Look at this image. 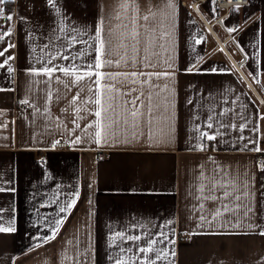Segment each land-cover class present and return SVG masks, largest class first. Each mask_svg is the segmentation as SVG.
<instances>
[{
    "label": "crops",
    "instance_id": "obj_1",
    "mask_svg": "<svg viewBox=\"0 0 264 264\" xmlns=\"http://www.w3.org/2000/svg\"><path fill=\"white\" fill-rule=\"evenodd\" d=\"M121 2L57 0L67 19L47 0L0 5L13 17H0V32L11 31L0 39V63L13 58L0 68V225L15 228L0 233V264H114L119 247L131 249L126 255H134L137 264L146 259L138 248L150 238L163 240L160 233L175 244L154 247L176 254L157 264H257L264 257V236L247 227L242 209L224 210V204L235 209L241 202L220 199L230 187L210 192L209 178L217 174L227 184L247 174L252 195L242 203L254 208L250 222L264 228V171L258 165L264 155V104L258 102L264 99V0H247L237 11L218 9L216 0H173V8H165L167 0H136L138 17L149 8L156 16L147 22L138 18L135 25L132 0L127 10ZM220 17L222 26L216 22ZM101 21L106 41L101 59L112 63L94 71L111 78L96 85L92 76L71 85L74 77L58 71L52 77L30 74L44 66L49 53L66 49V54L87 49L84 60L94 62L93 48L69 49L67 42L75 25L87 29L79 39L92 44ZM61 26L64 32L53 31ZM45 44L49 48L42 53ZM132 72L138 75H125ZM136 96L137 104L129 103ZM108 97L112 107L104 112ZM25 99L29 105L20 103ZM202 132L216 139L201 137ZM76 137L79 142L70 143ZM55 141L67 149L52 150ZM98 152L104 157L95 161ZM57 220L63 223L55 239H46ZM117 231L141 240L110 247L109 237ZM182 232L187 241L177 239ZM148 255L155 259V253Z\"/></svg>",
    "mask_w": 264,
    "mask_h": 264
},
{
    "label": "snow or ice",
    "instance_id": "obj_2",
    "mask_svg": "<svg viewBox=\"0 0 264 264\" xmlns=\"http://www.w3.org/2000/svg\"><path fill=\"white\" fill-rule=\"evenodd\" d=\"M7 2H15V0H0V5L5 4ZM47 4L49 5V7L55 9V12L58 15H62L64 17V19H67V15L66 13L62 12L61 7L57 6V0H47ZM119 7L124 8L125 10H127L129 8V3L128 0H122V2L120 3ZM174 7V3L173 0H167V3L165 4V8H173ZM239 5L237 4L235 8H233L231 11H237L239 9ZM157 8H159V6H157ZM131 11L133 13L132 17H131V22L133 25L136 24V21L138 18L143 19L144 21H149L150 18H155L156 13L152 12L151 9H148L149 14L148 15H143L142 17H138V13H139V7L136 4V0H132V5H131ZM5 9L0 7V17L11 21L13 19L12 15H6L5 16ZM116 19H119L120 16L119 14H117V16L115 17ZM125 27H127V25H125ZM60 31V32H64L65 28L63 26L59 27L58 29H54L53 31ZM104 29H103V21L100 22V24L98 26L95 27V36L94 37H90V39L92 40V44H89L88 40H84V39H79V37L82 36H86L87 33V29L86 28H80L77 27L75 25H73V27L70 29V32L72 33L69 38H68V42H67V48H75V46L77 44H84V45H88V47L93 48L95 51V61L94 62H87L84 60V57L88 54L87 49L84 50H78L75 53L72 54H66L67 49L65 50V53H61L60 51H57L56 54H48V59L46 61V63L44 64L43 67L39 68V69H35L33 68L31 71V75H44V76H48V77H52L53 73L55 72H60L63 73V75L65 77H74V79L71 81V85H77L80 84L82 81H84L86 78H91L92 76H95L97 79L95 81L96 85H99L100 83V79H108L111 78V74H102L99 71H94L95 69H100L101 67L104 66H110L111 65V61H103L101 59L102 54L106 53V41L104 40L102 33H103ZM229 31H234V29L229 28ZM11 35V31H6V32H0V39H3L5 36H10ZM139 35L138 32H136L135 28H133L132 30V39L136 40L137 36ZM57 39H59V37H57ZM98 42V43H97ZM138 42V41H137ZM9 47H14V45H9ZM49 45L45 44L44 48L41 49V52L43 53L45 51V49H48ZM134 50H135V45L133 46ZM4 51H7V49H5ZM4 52H0V56H3ZM44 57L41 56L40 59H43ZM62 59L65 61H71V63H69L68 65L64 66V65H57L54 64L53 62L57 59ZM13 59L12 57H8L6 60H4L3 63H0V68H4L6 65H8L9 60ZM133 63H135V60H133ZM191 69H189L190 71ZM7 71L9 73L13 72V69L11 67L7 68ZM215 71V70H213ZM82 73V74H81ZM127 75H131L133 77L137 76L138 73L136 72H132L130 74H125ZM139 75H143V73H139ZM151 75V74H149ZM160 75V74H157ZM164 75H167V73H165ZM61 81L59 80V78H57V83H60ZM71 85L69 84H65V88L68 91H71ZM109 90L112 89L111 85H107L106 86ZM88 91H91V88L87 89ZM84 91V88L81 87L80 91L77 92V94L75 96L72 97L71 103L74 105L78 98L81 97V93ZM134 91V89H133ZM97 97H99V93L96 94ZM125 95H130V93H125ZM52 98V93L49 92L48 93V99L50 100ZM112 97H108L107 101H105L108 106L107 108H103L104 112H107L111 107L112 104L110 103V101L112 100ZM140 100V96H136L134 99H132L131 101H129V103H131L132 105H136L137 102ZM151 100V97H149V101ZM20 103L25 104V105H29L30 101L25 99L20 101ZM94 103L96 105H102V100L100 98H96L94 100ZM189 103H192V101H189ZM34 109L35 112H40V108L37 107L36 105H31ZM77 112H79L80 110L77 108L76 109ZM44 112H48V109L45 108ZM96 117H101V110H97L95 113ZM139 114V109L136 108L135 110L131 111V116L132 117H137ZM225 113H221V115H224ZM110 119V118H109ZM209 119H211V117H209ZM73 123H75V121H73ZM111 121L109 124L105 125V128H111ZM76 127L79 128L80 125L76 124ZM88 127H92V125H88ZM208 128H212L213 125L211 123L207 124ZM233 127H235V125H233ZM241 128H243V125L240 126ZM96 137H100L101 136V132L97 131L95 133ZM207 137V139L209 140H214L216 139V137L214 135H210L208 133H201V137ZM80 137H76V139L74 141H70V143H77L79 142ZM97 143H99V139H97L96 141ZM60 141H55L53 143V148L56 147L57 144H59ZM201 148H203V145L200 146ZM254 151H262V149L260 148H255ZM261 170L264 171V165L261 166ZM203 175V174H202ZM210 181H212L213 183H211V188H210V192L215 190L217 187L220 188H227L230 187L233 189V191H227L225 190L223 192V196L220 197V199H227V198H232L237 202H241V203H237L235 209H232L229 207V204H224V210L226 212L228 211H236V210H243V217L245 220L249 221V223L247 224V227L252 230L255 231L256 229H259L258 234L261 236H264V228H261L259 225L257 224H253L250 221L253 219V215H254V208L248 204V203H242V201H246L251 195L252 192L250 191L251 189V185L248 183L247 180V174H245L243 180H240L239 178H229L227 184L222 183L221 181L217 180V174H213L210 178ZM12 191H15V189H11ZM0 191H4L3 188H0ZM201 191H203V186L201 187ZM78 195V193H77ZM208 199H211L213 201H215L217 199V197L215 195H210L209 197H207ZM75 201L70 202L67 205V208H71L73 207ZM201 207H203L201 205ZM3 210L0 209V212H2ZM61 212L65 211V208L62 207L60 209ZM216 215H220V212L217 211ZM201 219L203 220L204 217H201ZM63 223V220H57L55 222L56 227L53 229L52 231V235L50 237H47L46 239H55V234L56 232L59 231V228L61 226V224ZM168 223H171V221H169ZM234 227H239V224L233 225ZM15 228L8 226H2L0 225V233H6V232H14ZM217 234V233H214ZM234 235H247L248 233H232ZM161 237H163V240H159V239H148L146 241L147 246L146 247H139L138 251L139 253L145 257L146 259L138 261L137 264H157V261L166 258L169 254H171L172 256H175V252L172 251L171 253H169L168 251H166L165 249H160L157 250L154 246L157 243H163L164 241H167L170 244H175V241L172 240H168V237L165 233H160L159 234ZM192 235H195V233H192ZM110 240V247L113 245H116L117 247H119V245L117 244V241L123 242V241H140L141 240V236L139 235H125V233L123 231H117L115 232L114 235H112L111 237H109ZM131 249H128L126 247H119V255L115 256L114 258V264H133V260H134V255L133 256H127L126 254L128 252H130ZM149 253H155V259L151 258L148 254ZM110 259H112V257H110ZM257 264H264V257H262Z\"/></svg>",
    "mask_w": 264,
    "mask_h": 264
},
{
    "label": "built area",
    "instance_id": "obj_3",
    "mask_svg": "<svg viewBox=\"0 0 264 264\" xmlns=\"http://www.w3.org/2000/svg\"><path fill=\"white\" fill-rule=\"evenodd\" d=\"M237 4H238L239 6H241V5H245V4H247V0H216V7H217L218 9H222V10H225V11H227L228 9H230V8H232V7H234V6H236ZM194 10H195L196 12H198L197 9H194ZM221 19H222V17H220V18H218V19L216 20V22H217L220 26H222ZM241 55H242V61H241V63H243V62L246 61V57H245L243 54H241ZM258 102H259L260 104H264V99H260V98H258ZM22 108H24V106H22ZM204 143L207 144L208 142L205 141ZM51 149H52V150H55V151L65 150V149H67V145H66L65 142L60 141V143L57 144L56 147L53 148V146H52ZM103 157H104V154H103L102 152H98V153L95 154V156H94V160H95V161H99V160H101ZM42 159H43V157H41V160H42ZM258 165H259L260 167H261L262 165H264V155L261 156V157L258 159ZM177 239H178V240H181V241H187V240H188V233H186V232H182V233L178 234V235H177Z\"/></svg>",
    "mask_w": 264,
    "mask_h": 264
}]
</instances>
